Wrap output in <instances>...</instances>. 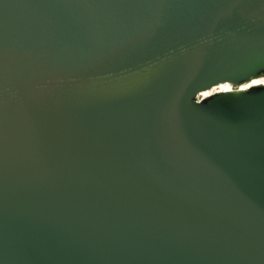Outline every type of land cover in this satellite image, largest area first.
Wrapping results in <instances>:
<instances>
[{"label":"water","instance_id":"95a60500","mask_svg":"<svg viewBox=\"0 0 264 264\" xmlns=\"http://www.w3.org/2000/svg\"><path fill=\"white\" fill-rule=\"evenodd\" d=\"M260 76L264 0H0V264H264Z\"/></svg>","mask_w":264,"mask_h":264},{"label":"bare ground","instance_id":"6f19581e","mask_svg":"<svg viewBox=\"0 0 264 264\" xmlns=\"http://www.w3.org/2000/svg\"><path fill=\"white\" fill-rule=\"evenodd\" d=\"M257 84H264V76H260V77H255V78H252L251 80H249L248 82H245L241 85V88H247L249 86H252V85H257ZM231 88V86L227 83H221L217 86H213L207 90H204L202 92H200L198 94V96L196 97V100L199 101V99L201 97H205V96H208L212 93H215V92H220V91H224V90H229Z\"/></svg>","mask_w":264,"mask_h":264}]
</instances>
